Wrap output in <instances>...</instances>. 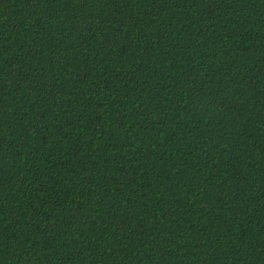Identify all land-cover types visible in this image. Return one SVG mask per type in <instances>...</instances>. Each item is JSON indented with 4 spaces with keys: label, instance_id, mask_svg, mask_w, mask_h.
Segmentation results:
<instances>
[{
    "label": "trees",
    "instance_id": "16d2710c",
    "mask_svg": "<svg viewBox=\"0 0 264 264\" xmlns=\"http://www.w3.org/2000/svg\"><path fill=\"white\" fill-rule=\"evenodd\" d=\"M0 264H264V0H0Z\"/></svg>",
    "mask_w": 264,
    "mask_h": 264
}]
</instances>
